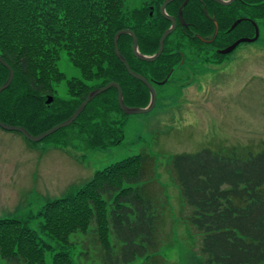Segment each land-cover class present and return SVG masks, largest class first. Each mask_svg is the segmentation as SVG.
<instances>
[{"label":"trees","instance_id":"16d2710c","mask_svg":"<svg viewBox=\"0 0 264 264\" xmlns=\"http://www.w3.org/2000/svg\"><path fill=\"white\" fill-rule=\"evenodd\" d=\"M124 2L0 0V56L14 74L0 93V118L38 135L67 120L90 91L109 82L119 84L125 105L146 107L147 88L114 54V34L129 28L136 11L127 15ZM150 33L146 28L142 37L149 39ZM117 44L138 73L130 36L122 35ZM62 56L76 71L69 79L59 67ZM7 76L0 64V85ZM63 81L64 99L54 94ZM47 94L53 97L50 105ZM119 115L126 116L110 88L57 132L73 129L84 145L107 149L123 139L125 122ZM169 171L182 203L191 209L188 221L201 237L198 253L205 264H264V144L246 158L235 151L176 154ZM153 183L152 158L138 154L96 171L83 186L47 202L27 220L0 219L2 264H47L50 252V264H129L137 257L144 258L142 264H166L159 254L166 196L153 190ZM33 220L39 221L37 227L29 226ZM75 246L81 247L76 260Z\"/></svg>","mask_w":264,"mask_h":264},{"label":"rangeland","instance_id":"374dc122","mask_svg":"<svg viewBox=\"0 0 264 264\" xmlns=\"http://www.w3.org/2000/svg\"><path fill=\"white\" fill-rule=\"evenodd\" d=\"M141 2L125 0L124 12L128 15ZM59 67L67 79L76 75L65 56ZM193 78L199 82V89L184 91V97L179 89L160 86L150 112L119 115L125 122L123 139L107 149L84 145L76 139L73 129L59 131L39 142L0 129V219L27 220L47 202L83 186L96 171L146 154L153 160L155 183L159 186L153 183L152 189L162 190L166 196L159 254L166 264H205L198 253L201 237L189 224L191 209L182 203L169 161L173 155L201 150L220 156L235 151L243 158L262 150L264 48L262 52L251 50L247 58H228L227 64L216 71H197ZM54 92L58 98H67L66 82H61ZM38 223L33 220L29 226L37 227ZM80 250V246H75L74 260ZM51 257L50 252L47 264ZM143 261L137 257L129 264ZM3 262L0 256V264Z\"/></svg>","mask_w":264,"mask_h":264},{"label":"flooded vegetation","instance_id":"af4514ba","mask_svg":"<svg viewBox=\"0 0 264 264\" xmlns=\"http://www.w3.org/2000/svg\"><path fill=\"white\" fill-rule=\"evenodd\" d=\"M164 1L142 0L130 16L129 28L122 29L134 33L139 54L152 57L160 47L162 34L172 28L153 62L139 59L132 51L139 72L132 71L144 77L156 95L157 87L169 85L184 97V91L199 89V82L193 78L197 71H216L227 64L228 58H247L251 50L262 52L264 48V0H172L162 11ZM146 28L152 31L149 39L142 37ZM141 63H151L154 68L148 70Z\"/></svg>","mask_w":264,"mask_h":264},{"label":"water","instance_id":"95a60500","mask_svg":"<svg viewBox=\"0 0 264 264\" xmlns=\"http://www.w3.org/2000/svg\"><path fill=\"white\" fill-rule=\"evenodd\" d=\"M170 1H172V0L164 1V3L162 4V7H161L162 11H163L164 7L166 6V4H168ZM171 32H172V28L168 29L167 31H165L162 34V36L160 38V47H159L157 53L152 57H145V56H142L141 54L138 53L137 40H136L134 33L131 30H127V29L120 30V31H117L113 36V49H114L115 56L124 65L128 75H130L131 77L141 81L147 87V89L149 91V97L150 98H149V102H148L146 107H143V108H141V107H129V106L125 105L123 102V93H122L120 86L116 82H109L108 84H106L103 87L96 88V89L90 91L88 93V95L86 96V98L81 102V104L76 108V110L73 112V114L67 120L56 124L55 126H53L50 129L42 132L39 135H36V136L31 135L25 128H23L21 126L9 125V124H5L1 121H0V129L5 130V131H9V132H17V133L21 134L26 140H28L30 142L42 141L46 137L57 132L58 130H60L62 128L69 127L77 119V117L81 114V112L83 111L85 106L90 101H92L95 97L99 96L100 94L108 91L110 88H114L116 90V92H117V103H118L119 109L121 110V112L123 114H125V115H136V114H143V113L150 112L154 108L155 103H156V93H155L153 87L148 83V81L144 77L134 73L130 69L125 58L119 52L117 40L121 35H124V34L130 35L132 37L133 54L141 60H144L147 62H153L155 59L158 58V56L161 53L164 38ZM0 64L4 68H6V70L8 71L7 79L5 80V82L2 85H0V93H1L2 91H4L5 89H7L9 87V85L13 79L14 74H13V70L11 69V67L2 59L1 56H0ZM165 81H166V79L164 81L160 82V84L165 83ZM52 102H53V97L48 95L46 97L45 104L50 105Z\"/></svg>","mask_w":264,"mask_h":264},{"label":"bare ground","instance_id":"6f19581e","mask_svg":"<svg viewBox=\"0 0 264 264\" xmlns=\"http://www.w3.org/2000/svg\"><path fill=\"white\" fill-rule=\"evenodd\" d=\"M56 133V132H55ZM54 134V133H53Z\"/></svg>","mask_w":264,"mask_h":264}]
</instances>
